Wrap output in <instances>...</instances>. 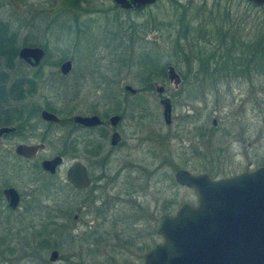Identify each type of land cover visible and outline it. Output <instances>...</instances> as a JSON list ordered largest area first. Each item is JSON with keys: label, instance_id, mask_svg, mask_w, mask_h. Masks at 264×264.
Here are the masks:
<instances>
[{"label": "rangeland", "instance_id": "374dc122", "mask_svg": "<svg viewBox=\"0 0 264 264\" xmlns=\"http://www.w3.org/2000/svg\"><path fill=\"white\" fill-rule=\"evenodd\" d=\"M175 1L185 9H174L171 0H155L152 5L138 11L120 9L113 0H0V25H6L9 35L13 37L10 45L13 50L18 53L28 43L37 45L32 47H43L45 52L41 74L44 79L39 82L37 92L33 94V89L26 90L23 85L16 90L13 88V95L0 108V126L9 124L7 116L13 109L35 111L45 103L43 108L47 110L56 108L58 112L71 114L85 112L88 107H94L97 112L110 109L114 112L119 108L120 112H130L128 120H136L122 124L124 139L133 135L146 137L142 148L148 170V188L139 200L145 212L140 214L121 205L107 211L103 220L92 222L94 218L86 211L83 202L84 197L91 193L74 194L66 190L55 196L50 195L56 198L54 204L50 198L34 197L32 203L48 208L50 217H54L55 207L63 205L61 201L65 197L70 219L66 226L70 232L66 231L63 235L65 238L59 242L56 240L57 233L51 234L52 241L37 237L38 230L44 229L41 212L35 209L32 214L26 213L23 208L26 203L22 202L16 213H7L0 196V264H44V261L49 264L47 257L51 250H56L59 258L75 254L88 257V248L96 250L99 263L106 258L113 259L114 264L121 263L124 256L122 258L120 255L134 249L132 245L129 246L133 240L128 236L135 239L140 235L141 242L145 244L143 252H146L154 245L146 246L147 243L160 242L151 229L153 221L160 214L174 213L175 207L182 202L195 203L193 192L175 183V186L172 185V171L184 170L219 179L264 166V77L253 73L251 79L239 77L223 80L212 88L209 85L213 78L196 75L198 67L192 58L196 49L182 40V37H186L187 26L196 25L198 20L203 24V29H199L200 34L210 25L227 27L235 23H238L239 39L264 33V8H260L264 6L254 7L246 0ZM178 35L181 37L179 40ZM65 61H69L77 73L84 70L83 63H88L91 75L78 77L73 74L63 88L61 83L60 90L51 91V86H58L54 84L56 80L53 75L58 74L59 64ZM17 62L13 58L12 70L6 71V65L0 61V71L7 72L8 78L13 81L24 79L29 84L34 74ZM167 66L173 67L181 80L176 90L166 80V70L164 76L159 78L150 69H166ZM92 75L98 77L100 88L92 91L91 96L90 89L95 86L87 77ZM99 79L104 81L103 85H100ZM8 82L6 88L10 87ZM153 84L162 86L163 96L169 99L171 120L168 127L162 121V107L159 104L162 99L155 93ZM126 85L138 91L137 95L130 96L124 92ZM214 92H217L216 95ZM41 96H45L44 105ZM65 100H69L67 104ZM93 101L97 107L91 104ZM1 112H6V115ZM9 147L10 142L0 145V189L9 175L8 182L13 185ZM59 149L55 143L43 154H58ZM154 151H158L157 155L151 157L148 152ZM165 157L167 163L157 168ZM62 173L58 171L57 174L61 181ZM15 174H20L18 183L22 188L19 192L24 195L29 188L30 170L16 171ZM113 188L121 191L123 182L114 183ZM167 199L176 204L170 213L169 205L165 206ZM78 210H81V215ZM74 215L78 217L77 220H72ZM143 215L144 220L141 218L140 223L139 218ZM81 218L83 223L80 222ZM14 221L20 222L14 233L15 238ZM54 221L57 222V219ZM25 224L31 228L20 232ZM91 231L95 232V245H86L76 239L82 232L89 237ZM29 236H32V244L26 247ZM131 262L136 263L127 261L128 264Z\"/></svg>", "mask_w": 264, "mask_h": 264}, {"label": "flooded vegetation", "instance_id": "af4514ba", "mask_svg": "<svg viewBox=\"0 0 264 264\" xmlns=\"http://www.w3.org/2000/svg\"><path fill=\"white\" fill-rule=\"evenodd\" d=\"M44 56H45V52L42 59L35 67H31L27 63H24V66L31 73L34 74L31 76L30 79L31 82L27 84V86L25 87L26 90L28 88L33 89V94L37 92L39 82H41V80L44 79V76L41 75L42 67H43L42 62ZM79 63L81 64V62ZM60 65L61 64H59L57 70L58 74L53 75V78H55L56 80V81L54 80L55 81L54 84L56 83L58 86L56 87V85L52 84L53 86H51L52 88H50L51 91L53 90L55 91L56 89L60 90L59 86L61 83H62L61 88H63L64 83L68 81L69 76H72L73 74H76L78 77L82 75L85 76H88L89 74L91 75L90 73L91 67H89V64L86 62L83 63V65L85 66L84 70L79 73L73 70L70 63V67L67 73L64 75L61 74L60 72ZM87 78L89 79V81L91 80L92 84L95 86V87L93 86L94 89H90V95L92 96L91 92L97 91V89L100 88L98 87V80H97L98 77L92 75ZM99 81L101 83L100 85H103L104 81L101 79H99ZM179 85L180 83L178 84V86ZM153 88L155 91L156 88L155 84H153ZM105 89L107 92L108 85L106 82H105ZM126 93L129 94L130 96H134L136 94V91L134 94H130L128 92ZM163 93H164V88L162 93L160 94L156 93V94L159 96V98L161 97L160 99H164L166 97L163 96ZM44 97L45 96L40 97L42 103L44 102L45 99ZM90 100H92L91 97ZM68 101L69 100L67 101L65 100L66 102L65 104H67ZM91 104L97 107V104L94 101ZM44 106H46V103ZM43 107H40L35 111L13 109V111L10 112L11 114L7 116V121L9 122V124L7 126H0V128H8L11 130L10 132L2 133L0 135V145L2 143L6 144L7 142H10L9 151L11 153L9 154L10 156L9 159L11 160V163L9 161V165L13 163V166L11 167V171H13V176H14L13 185H10L8 182L11 177V175H9L8 178L5 179V182H3L2 185L3 187H1L0 189V196L4 202L3 207L5 208L6 212L16 213L19 210V207L22 202L26 203L25 205H23L24 211L26 213L32 214L34 212L33 210L37 209L38 212L42 213L43 220H41V222L43 228L45 229V230L44 229L38 230L37 237L41 238L42 240L49 239L50 241H52L53 238L51 234L57 233L58 235V239H56L57 242L63 240L62 238L64 237L63 235L66 233V231L70 232L69 227L66 226L68 221H70L69 212L65 206L66 199L64 197L63 200L61 201V203L63 202V205L59 204L58 208H56L57 207L56 206L55 210L53 209L54 211H56V213H54V217L53 216L50 217L48 208H43L40 205L32 203L34 197L36 196L37 197L44 196L50 198L51 202L53 203L55 201V198L51 197L50 195L55 196L56 194L64 193L66 190L69 191L70 193L73 192L74 194L91 193L90 196L84 197L83 202L85 203L84 207L87 208L86 211L92 214L93 216L92 218H94L93 220H95V221L92 220V222H97V220H103L105 218L104 216L106 215L107 211H111V209L115 210L116 207H120L121 205H124L125 208L127 207L128 210H131L134 213H139V214L144 213L145 212L144 206L142 205V203H140L139 200L143 198V196L145 195V190L148 188L146 184V180H147L146 175L148 170L146 169L145 154H143L144 148H142L146 142V137H144V135L143 136L133 135L130 136L129 138L124 139L122 124L125 121H129V122L136 121L135 119L128 120L127 116H129L130 112H120V111L113 112L112 109L106 112H97L96 110H94V107H88L85 108L86 110L85 112L79 111L76 112L75 114H71L69 112H58L56 108H54L53 110L52 109L47 110ZM75 108H73L72 111L75 110ZM41 112L52 114L53 116H55L56 121H47L43 119L41 117ZM75 117H79L80 119H88L87 122H90V124L83 125L80 122L76 123L73 121V118ZM113 117H117V121L114 125L110 121V119ZM170 120H171V112H170L169 123ZM162 121L164 122L166 127L169 126L168 125L169 123L166 124L164 120ZM134 130H136L135 127ZM134 133H136V131H134ZM55 143L58 144L60 147L58 154L52 153L49 156H44L43 152L45 151V149H47L49 146ZM19 145L25 147H34L35 150L29 154L26 153L25 155H18L15 152V149ZM158 151H154V153L151 152L148 153L151 154V157H155ZM121 155L122 157H120ZM56 157L59 158V162L54 167L53 173L46 171L42 166L43 163L53 161ZM167 161H168L167 157L162 158L161 161L158 163L157 168L161 164H166ZM169 163L171 164L170 161ZM73 164L79 165V167L84 171V175L88 180L87 186L79 188V187H74L69 182H67L66 175L68 170L72 167ZM24 170H30L31 177H29V181H28L29 188L27 191H25L26 193L23 195V193L19 192V189L22 188V186L19 188V183H18L20 174H15V173L16 171L22 172ZM58 171L63 172L61 176L63 178L62 179L63 181H61L58 178L57 176ZM177 171L178 169L175 170L174 172L172 171L173 174H172L171 183L173 186H175L174 183L177 186H179L178 183L175 181V173ZM192 175H200V174H192ZM118 181L123 182L124 188L121 191L113 188L114 183H117ZM15 183H17L18 186ZM24 185L25 183L23 184V186ZM8 189H13L15 195L17 196L18 203L17 206L13 209L7 206L6 197L4 195V191ZM187 190L193 192L191 189H187ZM116 193H120V194H116ZM119 197H121V199H119ZM58 203H60V200L58 201ZM166 205H169L168 213H170V211L173 210V207L176 206V204L171 199L165 200V206ZM178 205L175 207L174 212L178 207ZM187 205L194 206L195 203L187 204ZM84 207L82 209H84ZM78 211L80 212L81 215V210ZM172 214H166V215L171 216ZM46 218L48 219L52 218V220H46ZM141 218H143L144 220V215L139 218L140 223H142ZM54 219L55 220L57 219V222H55ZM77 219L78 217L76 215L72 216V220H77ZM156 219L153 221V224L151 226V229L154 234H155L154 224ZM80 222L81 223L84 222L82 218L80 219ZM19 223L20 222H15L13 228V238H15L14 233L17 231V226L19 225ZM143 224H145V221L143 222ZM84 226H86V224ZM137 226L140 225L138 224ZM29 228H31V226L25 224V226L20 228V232H24ZM89 233L91 234L88 237L87 235H84V233L82 232L78 234L76 239H78V241L80 242L85 243L86 245L91 243V246H93L96 244L93 241V239L96 238V236H93V233L95 232L91 231ZM156 236L160 240V242L156 244L147 243L146 246L150 244L152 245L154 244V245L146 252H143L145 244L141 242L140 235H138V237L135 239H133L134 237L131 238L130 236H128L127 237L128 239L133 240L130 242L129 246L132 245L134 249L131 252H127L125 254L120 255L122 258L124 256V259L121 263L118 264H128L127 263L128 260L136 261V263L131 262V264H144L145 255L150 250H152L153 247L161 243V238L158 235ZM70 238L72 240L71 236ZM134 241L137 243H135ZM26 243H27L26 247H29L32 244V236L31 237L29 236L27 238ZM14 245L15 242L13 241V248H15ZM57 245L61 247L60 244ZM88 250H89V253L87 255L88 257L80 254H75L74 256H67L64 258L63 257L59 258V253L56 250H51L48 253L47 263L49 264H55V263L114 264L113 259L111 258L108 259L106 258L104 259V262L99 263L96 250L92 248L91 249L88 248ZM52 253H55L53 258H52ZM26 256L28 258L30 257L28 255Z\"/></svg>", "mask_w": 264, "mask_h": 264}, {"label": "water", "instance_id": "95a60500", "mask_svg": "<svg viewBox=\"0 0 264 264\" xmlns=\"http://www.w3.org/2000/svg\"><path fill=\"white\" fill-rule=\"evenodd\" d=\"M254 6H264V0H246ZM123 10L138 11L155 0H113ZM44 55L39 47H22L17 58L31 67L37 66ZM69 61L60 66L66 74ZM166 80L176 89L180 79L173 67L167 66ZM124 91L134 94L130 86ZM156 93L163 88L156 86ZM162 118L169 123L171 105L168 99L159 101ZM47 121H56L52 114L41 112ZM88 119L73 118L74 122L88 125ZM114 125L117 117L110 119ZM96 123V122H95ZM0 128L2 133L10 132ZM34 147L17 146L18 155L32 153ZM59 158L44 162L43 168L53 173ZM66 180L74 187H85L88 180L77 164L68 170ZM179 186L191 189L196 198L194 206L181 203L173 215H161L154 224V232L161 243L144 257V264H264V166L231 177L210 179L205 174L192 175L184 170L175 173ZM7 206L15 208L18 200L13 189L4 191ZM55 253H52V258ZM51 258V259H52Z\"/></svg>", "mask_w": 264, "mask_h": 264}, {"label": "trees", "instance_id": "16d2710c", "mask_svg": "<svg viewBox=\"0 0 264 264\" xmlns=\"http://www.w3.org/2000/svg\"><path fill=\"white\" fill-rule=\"evenodd\" d=\"M171 5L174 9L176 7L182 10L185 9L177 4L175 0H171ZM5 27L6 25H0V61L6 65L4 66L6 71H11L13 68V58L17 59V63L19 64L24 65V62L17 58L16 51L13 50V46H10L13 37L9 35ZM149 27L150 23L148 22L147 28L149 29ZM208 27L210 28H205V30H202V34H200L199 29H203V24L198 20L196 21V25H192L191 27L187 26L186 37H182V40L185 41L187 46L190 45V47L196 49L194 57L192 55L194 62L197 64L196 67H198L196 75L199 74L204 78H213L214 80L209 85L212 86V88L223 80H234L239 77L251 79L253 73H256L259 77H264L263 32L256 33V35L246 39H239L238 23L227 27L217 25H210ZM180 38L181 37L178 35V40ZM23 46L32 47L37 45L25 43ZM121 46L122 45H119V47ZM41 48L44 50L43 47ZM153 68L150 69L155 76L157 75L159 78L164 76V67ZM148 75L153 76L151 74ZM7 82L10 85L9 88L5 86ZM21 85L26 87L27 82L24 79L13 81V79L11 80L8 78L7 72L0 71V108H2V105L7 103L8 98L13 95V88L15 90L19 89ZM137 93L138 91H136V94ZM216 93L217 92H214V95H216ZM136 94L134 96H136ZM114 112H119V108H116ZM1 114L6 115V112H1Z\"/></svg>", "mask_w": 264, "mask_h": 264}]
</instances>
